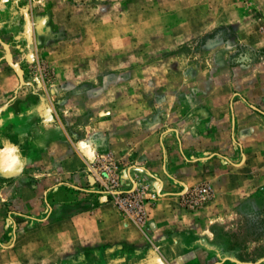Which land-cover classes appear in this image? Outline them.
Segmentation results:
<instances>
[{
  "label": "rangeland",
  "instance_id": "rangeland-1",
  "mask_svg": "<svg viewBox=\"0 0 264 264\" xmlns=\"http://www.w3.org/2000/svg\"><path fill=\"white\" fill-rule=\"evenodd\" d=\"M261 50L264 0H0V187L29 169L55 174L75 150L88 158L100 196L114 205L96 180L97 168L112 162L119 190H135L148 212L156 201L147 197L162 184L144 173L138 143L198 129L210 104L216 109L233 94L253 98L264 115ZM244 108L233 147L251 144L249 165L264 169V118ZM200 183L213 197L189 211L214 200L209 180L180 193ZM241 193L231 208L201 217L204 232L189 239L200 264H264V180ZM3 211L0 245H7Z\"/></svg>",
  "mask_w": 264,
  "mask_h": 264
},
{
  "label": "crops",
  "instance_id": "crops-1",
  "mask_svg": "<svg viewBox=\"0 0 264 264\" xmlns=\"http://www.w3.org/2000/svg\"><path fill=\"white\" fill-rule=\"evenodd\" d=\"M222 100L216 109L210 104L211 113L199 121L198 129L175 131L163 139L151 134L138 143L139 166L151 183L162 184L158 200L147 212V232L96 192L88 158L75 150L67 152L55 174L38 170L43 172L39 178L36 170L29 169L27 176L33 182L19 173L1 186L0 206L5 208L1 220L11 223L3 231L10 242L0 245V264H200L193 253L197 247L189 239L204 232L201 217L207 218L210 210L231 208L243 199L241 191L253 190L264 180V169L249 165L255 153L252 145L246 146L248 151L243 144L237 143L240 151L233 147L234 131L246 116L237 114V108L244 106L259 118L264 115L253 107V98L233 94ZM225 109L231 112L227 119L221 114ZM219 129L227 132V138ZM197 142L202 151L195 147ZM209 147L216 149L204 157ZM12 166L3 163L6 171H14ZM126 178L129 188L128 170ZM202 180L211 182L214 200L202 210L189 211L180 204V192Z\"/></svg>",
  "mask_w": 264,
  "mask_h": 264
},
{
  "label": "built area",
  "instance_id": "built-area-1",
  "mask_svg": "<svg viewBox=\"0 0 264 264\" xmlns=\"http://www.w3.org/2000/svg\"><path fill=\"white\" fill-rule=\"evenodd\" d=\"M104 168V169H103ZM98 169V177L96 180L100 187H104L106 194L111 195L114 201V206L130 218L139 226L147 225V211L145 210V200L138 198L135 190L123 191L119 190V179L115 175L116 166L114 163L104 164ZM96 170V169H95ZM116 192V195H114ZM159 195L156 192L151 193L147 199L150 202L157 201ZM180 204L186 209H196L209 203L213 197L212 187L208 183H200L186 189L180 193ZM146 199V200H147Z\"/></svg>",
  "mask_w": 264,
  "mask_h": 264
},
{
  "label": "trees",
  "instance_id": "trees-1",
  "mask_svg": "<svg viewBox=\"0 0 264 264\" xmlns=\"http://www.w3.org/2000/svg\"><path fill=\"white\" fill-rule=\"evenodd\" d=\"M260 53H264V50H261Z\"/></svg>",
  "mask_w": 264,
  "mask_h": 264
},
{
  "label": "bare ground",
  "instance_id": "bare-ground-1",
  "mask_svg": "<svg viewBox=\"0 0 264 264\" xmlns=\"http://www.w3.org/2000/svg\"><path fill=\"white\" fill-rule=\"evenodd\" d=\"M48 117V116H47ZM162 264V263H161Z\"/></svg>",
  "mask_w": 264,
  "mask_h": 264
},
{
  "label": "water",
  "instance_id": "water-1",
  "mask_svg": "<svg viewBox=\"0 0 264 264\" xmlns=\"http://www.w3.org/2000/svg\"><path fill=\"white\" fill-rule=\"evenodd\" d=\"M48 116H49V114H48Z\"/></svg>",
  "mask_w": 264,
  "mask_h": 264
}]
</instances>
